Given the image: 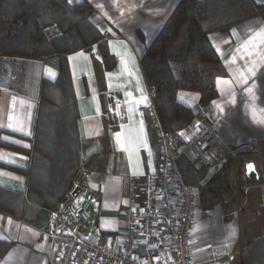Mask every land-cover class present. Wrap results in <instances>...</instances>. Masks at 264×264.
<instances>
[{
	"label": "crops",
	"instance_id": "obj_1",
	"mask_svg": "<svg viewBox=\"0 0 264 264\" xmlns=\"http://www.w3.org/2000/svg\"><path fill=\"white\" fill-rule=\"evenodd\" d=\"M67 1L92 8L91 21L107 42L114 67L106 68L97 44L90 52L72 54L75 113L73 120L68 117L58 123L54 109L61 96L54 85L59 71L44 62L0 56V242L8 244L0 254V264H57L47 232L52 214L80 173L87 180L76 202L89 201L93 207L86 230L100 229L116 246L133 179L139 183L159 173L161 141L141 58L151 41L170 29L180 0ZM253 1L264 8V0ZM262 28L264 15H256L208 37L222 72L216 78L218 97L206 108L221 122L223 146L212 151L214 162L209 166L198 164L190 155L182 160L188 164L185 172L190 186L201 192L226 172L233 193L231 200L222 198L225 192L220 198L214 196L212 203L199 198L192 236L195 264H209L212 247L219 252L220 264H242L244 245L259 240L264 257V125L253 119L254 110L256 119H264V77L260 75L264 66L254 78L255 101L236 78L240 71L247 75L248 62L240 58L243 53L237 48L251 35L250 30ZM173 69L178 77L181 65ZM229 89L235 92L234 102ZM110 96L122 102L117 116L108 110ZM176 100L191 110L201 104L200 94L190 91H179ZM43 103L48 104L47 113L41 114ZM10 112L16 118L13 127L19 120L22 131L7 127ZM57 126L63 138L57 137ZM248 163L255 164L258 179L254 174L247 177ZM148 254L147 247H140L139 255Z\"/></svg>",
	"mask_w": 264,
	"mask_h": 264
},
{
	"label": "trees",
	"instance_id": "obj_2",
	"mask_svg": "<svg viewBox=\"0 0 264 264\" xmlns=\"http://www.w3.org/2000/svg\"><path fill=\"white\" fill-rule=\"evenodd\" d=\"M5 1L0 0V3ZM44 12L61 31L59 37L49 42L43 32H36L38 42L44 40L48 46L51 45L46 50L47 55H42L37 46L29 52L18 47L14 38L25 34L31 37L35 26L39 29L38 16L41 17ZM177 12L172 29L159 33L141 58L148 86L155 91L152 102L160 126L165 132L172 134L185 129L194 119L193 109L177 102L179 91L200 94V103L205 106L218 97L216 78L222 72V64L209 42V34L225 31L256 15H264V8L256 5L253 0H180ZM92 14L93 10L87 3L70 5L67 0H19L17 11L10 17L11 22L0 31V56L44 62L59 71V78L54 85L61 96L60 104L54 109L59 115L58 123H65L75 113V110L74 113H68L69 109L63 107L65 87L73 98L74 109L76 103L69 57L78 51L90 52L97 44L106 68L110 70L114 67L115 62L109 53L107 42L91 21ZM33 36L36 38L35 33ZM139 38L143 40L140 34ZM176 64L181 65L178 77L173 69ZM43 86L45 88V82ZM40 109L41 114L47 113L43 110V105ZM57 128L60 133L58 126ZM71 135L73 134H69ZM63 136V133L57 135L59 139ZM179 165L189 184L185 172L187 161L181 159ZM229 184L228 174L224 172L199 191V198L206 197L212 203L214 196L220 198L232 188ZM261 244L262 241L259 240L244 245L242 264H264ZM7 247L8 244L0 242V254Z\"/></svg>",
	"mask_w": 264,
	"mask_h": 264
},
{
	"label": "built area",
	"instance_id": "obj_3",
	"mask_svg": "<svg viewBox=\"0 0 264 264\" xmlns=\"http://www.w3.org/2000/svg\"><path fill=\"white\" fill-rule=\"evenodd\" d=\"M148 95L153 100V88ZM107 106L110 114L117 116L122 102L110 96ZM193 118L185 129L172 134L162 129L155 115L162 148L159 173L139 183L133 179L116 246L100 229L86 230L93 207L89 201L76 202L75 194L87 180L85 173L77 175L52 214L47 232L57 264H195L192 236L200 192L187 184L179 162L190 155L198 164L209 166L214 162L212 151L223 142L221 122L205 105L193 109ZM144 246L149 254L139 255ZM209 255V264H220L217 249L212 247Z\"/></svg>",
	"mask_w": 264,
	"mask_h": 264
},
{
	"label": "snow or ice",
	"instance_id": "obj_4",
	"mask_svg": "<svg viewBox=\"0 0 264 264\" xmlns=\"http://www.w3.org/2000/svg\"><path fill=\"white\" fill-rule=\"evenodd\" d=\"M100 7H102V5H99ZM251 31V35H249L243 42L242 44L237 48V52H242L243 55H241V59H246L248 62L246 64V72L247 75L245 74V72L240 71L238 73V76L236 77L238 79V81L241 83L242 86H247L246 87V93L247 95L250 97V99L252 101H255L256 94H255V90H256V84H255V79L257 77L258 72H260V69L262 66H264V52L261 51V49H264V28L258 30V31ZM234 34H235V30H234ZM219 50V49H218ZM80 55H83L82 53ZM252 57H256L255 59H253ZM232 63L236 62V57L233 56L232 58ZM46 71L49 72V74L54 75V73L51 72V69H47ZM261 77H264V73H260ZM252 80L253 82L249 85V81ZM233 100L232 102H234V97H235V92L232 91L231 89H229ZM142 101H146V97L142 96ZM15 103H16V98L13 97V101H12V105L13 108L15 107ZM20 104L23 106L24 101H20ZM131 112V109H130ZM261 112H264V110H261ZM16 118L14 117V115L10 112L8 115V120H9V124L7 125V127L12 128L15 131H22L23 129L19 127V124L21 123L19 120H17V127H13V123L12 121L15 120ZM253 119L254 122L257 124H261L264 125V119H256L255 116V110L253 111ZM3 125H0V127H2ZM141 132H142V123H141ZM119 139V137H117ZM142 143H145L146 146V141L141 140ZM0 158L2 157V154H0ZM249 168H251L252 166L249 165ZM9 224H11V220H9ZM35 235V233H34ZM232 235H235V232L232 233ZM3 237H0V239H2Z\"/></svg>",
	"mask_w": 264,
	"mask_h": 264
},
{
	"label": "rangeland",
	"instance_id": "obj_5",
	"mask_svg": "<svg viewBox=\"0 0 264 264\" xmlns=\"http://www.w3.org/2000/svg\"><path fill=\"white\" fill-rule=\"evenodd\" d=\"M18 2H19V0H6L5 2L0 3V31L3 30L4 28H6L7 24L11 22L10 17H12L13 13L15 11H17ZM47 10H49L48 7H47ZM177 16H178V13H176V15L174 17V22L177 19ZM37 19H39L38 20L39 29L35 26V30H33V33H35L36 38L33 36V33H32L31 37L28 34L20 35V36H18V38L17 37L14 38V41L18 47H20L21 49H23L27 52L32 51L37 46V47H39L40 51L42 52V55H47L48 52L46 50L49 47L51 48V45L48 46L44 40H42V41L39 40V42H38L36 32H38V31H39V33L43 32L45 39L47 38V40L49 42L52 39L59 37L61 35L60 27L57 26L49 18H47L45 12L41 17L38 16ZM52 20H54V19H52ZM174 22L172 23V26L174 25ZM172 26L170 27L169 30L172 29ZM7 32L11 33V31L8 29H7ZM47 106H48L47 103H43V110H46ZM63 107L69 109L68 113H74L73 98H71L70 94L67 93L66 87H65V92H64ZM65 112L67 113V110H65ZM73 115L69 117L70 120H73ZM230 191H228L224 194V196L222 197L224 200H226V199L231 200L233 192L232 191L230 192ZM198 204H199V202H198Z\"/></svg>",
	"mask_w": 264,
	"mask_h": 264
},
{
	"label": "water",
	"instance_id": "obj_6",
	"mask_svg": "<svg viewBox=\"0 0 264 264\" xmlns=\"http://www.w3.org/2000/svg\"><path fill=\"white\" fill-rule=\"evenodd\" d=\"M251 165L252 167L249 168L248 166ZM252 174H254V176L258 179V173L256 171V167H255V164L254 163H248L247 166H246V175L248 178H251L252 177ZM80 193V190H77L76 192V197L77 195Z\"/></svg>",
	"mask_w": 264,
	"mask_h": 264
}]
</instances>
